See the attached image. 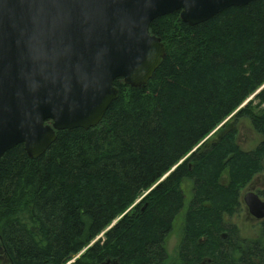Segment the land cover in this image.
<instances>
[{"label":"trees","instance_id":"trees-1","mask_svg":"<svg viewBox=\"0 0 264 264\" xmlns=\"http://www.w3.org/2000/svg\"><path fill=\"white\" fill-rule=\"evenodd\" d=\"M149 32L161 63L143 86L115 79L97 125L58 131L35 158L23 144L0 157V264H264V221L244 238L225 220L264 170V0L195 25L174 11ZM242 118L261 136L250 151Z\"/></svg>","mask_w":264,"mask_h":264},{"label":"water","instance_id":"water-1","mask_svg":"<svg viewBox=\"0 0 264 264\" xmlns=\"http://www.w3.org/2000/svg\"><path fill=\"white\" fill-rule=\"evenodd\" d=\"M251 1L0 0V157L23 144L35 158L58 131L97 125L117 78L143 86L165 55L153 19L179 11L195 25ZM243 200L264 217L256 194Z\"/></svg>","mask_w":264,"mask_h":264},{"label":"rangeland","instance_id":"rangeland-1","mask_svg":"<svg viewBox=\"0 0 264 264\" xmlns=\"http://www.w3.org/2000/svg\"><path fill=\"white\" fill-rule=\"evenodd\" d=\"M226 121H230L229 118L225 119L219 126H222ZM218 126V127H219ZM215 132L212 131L209 134V139L215 138ZM261 136L253 129L249 119L242 118L237 123V144L244 151L252 150L260 141ZM222 182H226V175H222ZM184 190L187 199L190 196V182H184ZM246 190L242 189L241 194ZM183 220V210L181 211L178 219L176 220L169 237L167 238V249L172 254L175 249L180 236V229ZM227 222L233 223L237 226L239 233L244 238H254L258 235L261 228V222L247 218L245 211H243V203L238 210L232 216H225Z\"/></svg>","mask_w":264,"mask_h":264},{"label":"flooded vegetation","instance_id":"flooded-vegetation-1","mask_svg":"<svg viewBox=\"0 0 264 264\" xmlns=\"http://www.w3.org/2000/svg\"><path fill=\"white\" fill-rule=\"evenodd\" d=\"M243 189H245L246 191L243 194H241L240 191L239 194L241 204L243 197L250 192L256 194L260 200L264 201V170L255 174ZM243 211H245L247 218L249 219L255 221L257 220L258 222L264 221V218L260 220L256 219V217L250 213V211L244 204Z\"/></svg>","mask_w":264,"mask_h":264},{"label":"bare ground","instance_id":"bare-ground-1","mask_svg":"<svg viewBox=\"0 0 264 264\" xmlns=\"http://www.w3.org/2000/svg\"><path fill=\"white\" fill-rule=\"evenodd\" d=\"M69 263V262H68Z\"/></svg>","mask_w":264,"mask_h":264}]
</instances>
